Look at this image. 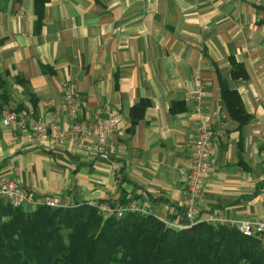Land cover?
I'll return each mask as SVG.
<instances>
[{
    "label": "crops",
    "instance_id": "crops-1",
    "mask_svg": "<svg viewBox=\"0 0 264 264\" xmlns=\"http://www.w3.org/2000/svg\"><path fill=\"white\" fill-rule=\"evenodd\" d=\"M36 19L34 0L0 2L1 93L23 123H0V177L59 208L114 200L190 228L185 179L198 127L208 122L212 173L197 219L264 223V0H49L38 33ZM230 58L248 79L232 78ZM221 80L250 115L243 127L225 107ZM68 89L81 117L99 109L102 118L122 116L106 155L93 140L80 148L27 142L40 117L70 129ZM141 100L151 105L130 134V110Z\"/></svg>",
    "mask_w": 264,
    "mask_h": 264
},
{
    "label": "trees",
    "instance_id": "trees-1",
    "mask_svg": "<svg viewBox=\"0 0 264 264\" xmlns=\"http://www.w3.org/2000/svg\"><path fill=\"white\" fill-rule=\"evenodd\" d=\"M3 0H0V2ZM49 0H34L35 32L43 26ZM233 79H248L230 58ZM0 78V118L8 100ZM222 100L240 127L250 121L238 92L220 81ZM141 100L130 110L133 134L150 107ZM178 103L171 107L176 112ZM263 235L243 236L235 227L199 222L176 230L153 216L103 217L88 203L76 207L40 205L31 212L0 202V264H264Z\"/></svg>",
    "mask_w": 264,
    "mask_h": 264
},
{
    "label": "built area",
    "instance_id": "built-area-1",
    "mask_svg": "<svg viewBox=\"0 0 264 264\" xmlns=\"http://www.w3.org/2000/svg\"><path fill=\"white\" fill-rule=\"evenodd\" d=\"M64 100L68 114L73 118L70 129L63 130L57 126L49 125L40 117L35 121L31 131L27 135V142L46 148H50L55 144L67 145L70 148H80L86 140H93L96 142L97 153L106 155L110 136L122 126V116L114 114L102 118L100 116L102 110L99 109L92 118L85 119L78 114L76 100L71 90L68 89L66 91ZM106 109L108 110V108ZM0 123L9 128L23 125L18 112L9 106L2 109ZM211 130L212 126L210 123H200L191 153V170L185 179L188 195L185 208L191 227L199 222L218 224L220 221L216 217L200 221L196 215L197 200L200 197L204 183L212 173L211 158L215 141ZM0 199L5 200L15 208H23L26 212H31L40 205H46L54 209L60 207L56 200L50 197L40 200L32 199L29 193L15 179L8 176L0 177ZM88 204L95 207L105 218L115 216L119 219L127 214L147 215L135 205H119L114 200L104 202L91 201ZM27 205L31 206V211L26 210ZM236 229L243 236L252 237L256 233H264V223L253 224L251 222H243L238 224Z\"/></svg>",
    "mask_w": 264,
    "mask_h": 264
},
{
    "label": "water",
    "instance_id": "water-1",
    "mask_svg": "<svg viewBox=\"0 0 264 264\" xmlns=\"http://www.w3.org/2000/svg\"><path fill=\"white\" fill-rule=\"evenodd\" d=\"M261 234L260 233H256V236L259 237Z\"/></svg>",
    "mask_w": 264,
    "mask_h": 264
}]
</instances>
